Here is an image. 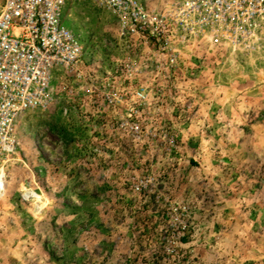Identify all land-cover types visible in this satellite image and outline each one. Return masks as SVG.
Instances as JSON below:
<instances>
[{
  "label": "rangeland",
  "instance_id": "374dc122",
  "mask_svg": "<svg viewBox=\"0 0 264 264\" xmlns=\"http://www.w3.org/2000/svg\"><path fill=\"white\" fill-rule=\"evenodd\" d=\"M195 7L67 3L81 54L18 123L0 264H264V29Z\"/></svg>",
  "mask_w": 264,
  "mask_h": 264
},
{
  "label": "built area",
  "instance_id": "2783aa9c",
  "mask_svg": "<svg viewBox=\"0 0 264 264\" xmlns=\"http://www.w3.org/2000/svg\"><path fill=\"white\" fill-rule=\"evenodd\" d=\"M0 194L5 164L18 148L22 116L50 102L55 71L81 54L63 25L70 0H0ZM117 11L135 0H91ZM195 14L236 40L264 29V0H194Z\"/></svg>",
  "mask_w": 264,
  "mask_h": 264
},
{
  "label": "bare ground",
  "instance_id": "6f19581e",
  "mask_svg": "<svg viewBox=\"0 0 264 264\" xmlns=\"http://www.w3.org/2000/svg\"><path fill=\"white\" fill-rule=\"evenodd\" d=\"M25 114H26V113H25ZM25 114H24V115H25ZM24 115H23V116H24Z\"/></svg>",
  "mask_w": 264,
  "mask_h": 264
}]
</instances>
